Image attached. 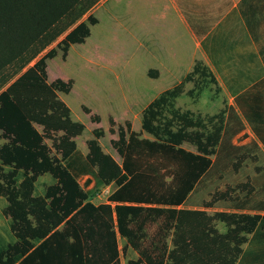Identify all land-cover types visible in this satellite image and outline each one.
Here are the masks:
<instances>
[{"label":"trees","instance_id":"1","mask_svg":"<svg viewBox=\"0 0 264 264\" xmlns=\"http://www.w3.org/2000/svg\"><path fill=\"white\" fill-rule=\"evenodd\" d=\"M95 1L0 0V170L10 167L0 178V195L6 196L1 211L10 218L14 236L5 240L0 235V264H121L117 235L137 248L138 255L127 257L125 264H264V215L228 209L241 206L232 187L216 189L197 204L225 209L208 213L180 205L192 203V193L209 177L215 183L224 174L226 131L213 160L172 143L139 138L136 131L128 135L121 162L95 138L87 140L85 154L77 148L73 136L84 124L70 117L69 107L29 62ZM45 136L52 138L54 151ZM142 153L177 159L179 182L166 193L142 184ZM18 170L24 177L16 183ZM45 172L54 181L36 195L34 182ZM84 174L81 184L78 175ZM111 181L117 186L107 201L93 202L84 185ZM150 215L162 216L172 229V247L139 249L133 223ZM215 218L225 222L224 232L214 226ZM122 249L125 254L126 244Z\"/></svg>","mask_w":264,"mask_h":264},{"label":"crops","instance_id":"2","mask_svg":"<svg viewBox=\"0 0 264 264\" xmlns=\"http://www.w3.org/2000/svg\"><path fill=\"white\" fill-rule=\"evenodd\" d=\"M50 44L31 64L84 124V154L95 138L121 162L136 131L213 160L226 131L228 209L264 215V0H97ZM73 51L79 80L63 71Z\"/></svg>","mask_w":264,"mask_h":264},{"label":"rangeland","instance_id":"3","mask_svg":"<svg viewBox=\"0 0 264 264\" xmlns=\"http://www.w3.org/2000/svg\"><path fill=\"white\" fill-rule=\"evenodd\" d=\"M50 44V43H49ZM47 44L37 55L32 59L35 65H38V61L41 55L46 53L47 48L53 44ZM60 55L53 58V60L60 61ZM45 59V58H44ZM31 60V61H32ZM31 61L29 64H31ZM80 56L77 51H73L68 56L67 60L63 65V71L67 72L70 75H73L77 80L80 76ZM38 67V66H37ZM39 127V130L42 131V125L36 124ZM61 133L60 130L54 132V135ZM45 141L51 146L52 151L54 147L52 145V138L49 136L44 137ZM58 154V153H57ZM138 160L142 163V171L140 179L142 184H147L153 192L156 193H166L169 189L174 187L179 182V177L182 173V166L180 162L175 159L173 156L165 155L159 156L157 154H148L142 153L138 156ZM10 170L9 166H2L0 170V178H4L3 174L6 171ZM84 175H78V180L83 184ZM24 177L22 170H18L15 175L16 183H19ZM217 175L215 176V178ZM54 178L48 172H45L39 175L34 184V194L42 195L45 192L46 185L52 182ZM216 182L205 181L201 183L197 190L192 193L190 199V204H199L203 199H210L215 193L216 189H224L225 187H232V190L235 191L238 189V183L236 181H230L229 176L222 174L221 178H216ZM117 186L114 181L109 182L108 184L99 185L97 187L93 186L92 182L85 186L87 188L90 199L97 203L100 201H106L107 195ZM232 191V193H233ZM238 193V192H237ZM7 204L6 196L0 195V235L5 240H12L14 238L12 232L9 230L10 218L2 213V208ZM202 206V205H201ZM208 213H213L215 210L225 209L222 205H213V206H203ZM227 209V208H226ZM145 213V212H143ZM214 226L220 231L224 232L226 230V224L224 221L215 218L213 220ZM135 229V240L138 244L139 249L143 251H159L163 250L164 247H172L171 234L172 229L168 228L165 224L163 217H154L150 215L149 217L142 216L138 221L133 223ZM118 247L120 249V262L125 264L127 257H136L138 255L137 248L132 247L126 243V239L123 236L117 235ZM126 244V253H123V245Z\"/></svg>","mask_w":264,"mask_h":264}]
</instances>
